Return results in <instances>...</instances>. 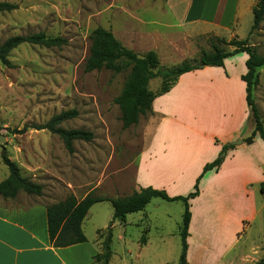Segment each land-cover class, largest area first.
<instances>
[{
    "label": "rangeland",
    "instance_id": "rangeland-1",
    "mask_svg": "<svg viewBox=\"0 0 264 264\" xmlns=\"http://www.w3.org/2000/svg\"><path fill=\"white\" fill-rule=\"evenodd\" d=\"M165 1L0 0L16 6L11 12L0 13V44L10 37L39 32L47 38L61 37L66 41L62 47L50 49L22 44L9 53L10 67L0 63V155L4 151L21 176L42 186L41 196L20 192L21 197L26 195L33 202L49 206L70 195L77 200L87 195L108 199L132 195L142 130L149 116L140 117L136 125L123 128L114 99L122 91L129 68L118 73L109 70L87 73L84 62L89 54L90 35L98 28L111 31L122 46L141 56L138 52L148 46L138 41L142 37L138 38L137 32L139 29L144 30L143 34L156 29L159 33L165 31L151 24H160L167 18L159 11ZM142 20L146 26L138 23ZM252 22L251 10L237 25L238 37L223 39L226 42L246 40L249 47L264 57V18L254 30H251ZM176 33L174 30L173 36ZM214 39L192 34L187 36L183 50L165 53L161 47V67L171 68L184 61L198 60L201 52L211 50ZM217 44L222 50H233L231 46ZM257 75L253 99L264 127V68L257 69ZM160 86L161 79L156 78L148 88L157 93ZM72 110L77 116L60 127L83 130L93 136L89 142L75 141L72 153L66 151L57 135L47 130L27 128L19 134L25 126L44 125L53 116ZM247 189L250 203L260 207L259 186L253 184ZM145 211L153 224L145 230L150 232L145 233L150 244L142 253L138 254V247L144 235L140 226L145 218L143 212L130 214L124 223L115 221L110 226L111 205L96 204L83 223L84 234L90 239L97 230H102L101 236L105 239L109 230L112 264H177L181 250L182 203L153 199ZM249 237L256 244L264 243L263 220L251 226Z\"/></svg>",
    "mask_w": 264,
    "mask_h": 264
},
{
    "label": "crops",
    "instance_id": "crops-1",
    "mask_svg": "<svg viewBox=\"0 0 264 264\" xmlns=\"http://www.w3.org/2000/svg\"><path fill=\"white\" fill-rule=\"evenodd\" d=\"M256 1L166 0L159 11L167 18L160 24L151 23L165 31L143 34L139 29L138 38H142L138 41L148 47L137 52L142 56L154 51L159 59L161 47L165 53L183 50L188 35L238 37L237 25L247 12L251 13ZM138 23L146 26L143 20ZM246 60L247 55L241 54L226 59L223 68L203 67L179 76L167 93L154 98L153 115L142 130L134 192L151 187L169 197L192 192L203 167L220 157L223 146L241 141L224 151L216 171L204 174L199 195L189 201L187 264H257L264 254V243L256 244L249 237L251 226L264 221V143L258 135L251 144L243 143L253 132L246 85L241 80ZM2 165L0 155V183L8 177ZM253 184L259 186L260 207L249 200L247 187ZM47 206L26 195L0 197V264H100L95 257L101 253L102 230L90 239L83 230L94 205L81 225L86 242L65 248L49 243ZM146 207L141 211L145 213L140 224L144 235L138 254L150 244L145 235L150 232L145 230L153 222ZM113 260L111 253L108 264Z\"/></svg>",
    "mask_w": 264,
    "mask_h": 264
},
{
    "label": "trees",
    "instance_id": "trees-1",
    "mask_svg": "<svg viewBox=\"0 0 264 264\" xmlns=\"http://www.w3.org/2000/svg\"><path fill=\"white\" fill-rule=\"evenodd\" d=\"M16 6L6 2H0V13L11 12ZM253 22L251 30L256 29L264 18V0H257L252 8ZM217 43L228 45L233 48L232 51H225L218 47ZM22 44L36 45L43 48H60L66 44L61 37L47 38L39 32L26 36H14L6 39L0 44V63L6 67L11 64L8 60L9 53ZM247 55L245 61L246 73L241 76V80L246 85V105L250 110L253 123V132L249 137L243 140V143L249 145L256 135L264 142V127L262 124V115L253 99V90L258 85L257 69L264 68V57L258 55L246 43V40L237 41L231 39L226 42L223 38L215 37L209 52L203 51L196 61H184L178 66L171 68L161 67L159 59L154 51L139 56L130 49L125 48L114 37L111 31L102 28L95 29L90 35L89 54L84 62V72L109 70L120 72L124 68H129V74L125 80L121 93L114 99V104L119 108L121 123L123 128H129L138 123L140 117L152 116V101L155 97L167 93L175 84L177 78L182 74L201 69L203 67L223 68L226 59L237 55ZM161 79V86L157 93L149 90L148 85L153 80ZM77 116L76 111L61 112L53 116L46 124L41 126H25L19 134L24 133L27 128L33 130H47L57 135L62 141L64 148L68 153L73 152V143L75 141L89 142L92 134L83 130H65L60 125ZM234 148L227 144L222 148V152ZM223 158L218 157L213 162L206 164L201 174L195 180L192 192L186 196L169 197L166 192L156 190L151 187L140 189L139 192H133L131 196L125 198H101L87 195L83 199L77 200L70 195L63 201L46 207L47 234L48 240L54 248H65L68 246L86 242L82 232V221L87 215L89 209L98 203L108 202L112 209V221L124 223L127 215L141 212L150 203L152 199H160L164 202H181L183 205V216L179 229L180 254L177 264H187L186 252L188 237V225L190 221L189 201L199 195V182L209 171H216ZM1 162L8 170V177L0 183V197L3 199L14 198L22 192L28 196L39 197L42 195V186L32 182L30 179L21 176L17 166L11 162L1 152ZM261 193L263 191L261 189ZM143 242V238L141 239ZM111 257L110 233L107 231L106 238L101 243V253L95 257L96 262L108 264ZM257 264H264V255Z\"/></svg>",
    "mask_w": 264,
    "mask_h": 264
},
{
    "label": "water",
    "instance_id": "water-1",
    "mask_svg": "<svg viewBox=\"0 0 264 264\" xmlns=\"http://www.w3.org/2000/svg\"><path fill=\"white\" fill-rule=\"evenodd\" d=\"M232 144L233 145H240L241 144V141L239 140V141H236V142H234ZM224 156H225V152H222L221 155H220V157H224Z\"/></svg>",
    "mask_w": 264,
    "mask_h": 264
},
{
    "label": "built area",
    "instance_id": "built-area-1",
    "mask_svg": "<svg viewBox=\"0 0 264 264\" xmlns=\"http://www.w3.org/2000/svg\"><path fill=\"white\" fill-rule=\"evenodd\" d=\"M261 189H262V191H263V195H264V180H263L262 183H261Z\"/></svg>",
    "mask_w": 264,
    "mask_h": 264
}]
</instances>
